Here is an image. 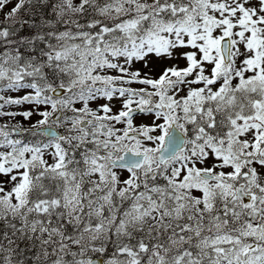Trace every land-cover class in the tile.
<instances>
[{
	"label": "snow or ice",
	"instance_id": "6c2138e0",
	"mask_svg": "<svg viewBox=\"0 0 264 264\" xmlns=\"http://www.w3.org/2000/svg\"><path fill=\"white\" fill-rule=\"evenodd\" d=\"M0 264H264V0H0Z\"/></svg>",
	"mask_w": 264,
	"mask_h": 264
}]
</instances>
